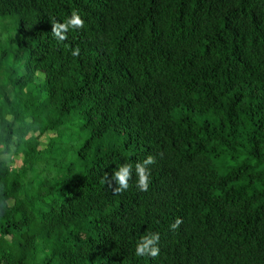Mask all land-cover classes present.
Returning a JSON list of instances; mask_svg holds the SVG:
<instances>
[{
	"label": "trees",
	"instance_id": "16d2710c",
	"mask_svg": "<svg viewBox=\"0 0 264 264\" xmlns=\"http://www.w3.org/2000/svg\"><path fill=\"white\" fill-rule=\"evenodd\" d=\"M13 14L0 153L24 163L0 157V264H264V0H0Z\"/></svg>",
	"mask_w": 264,
	"mask_h": 264
},
{
	"label": "clouds",
	"instance_id": "9594fccd",
	"mask_svg": "<svg viewBox=\"0 0 264 264\" xmlns=\"http://www.w3.org/2000/svg\"><path fill=\"white\" fill-rule=\"evenodd\" d=\"M85 21L81 18L78 11L73 10L69 18L63 23H52L51 33L53 37L58 41H65L67 39V33L70 29H83ZM80 49L76 47L72 50L71 55L79 56ZM155 158L151 155L147 156L143 162H137L135 164V171L138 177L136 187L143 192L148 191L150 184V169L149 165L154 164ZM132 164H123L118 167L112 176V180H115L117 187L113 188L114 194H121L129 188V180L132 176ZM112 180H109L107 175L104 181L111 187ZM183 221L177 218L173 224L170 225L172 230L179 228ZM160 240V234L158 232L149 233L141 236L140 240L136 244L135 254L137 257L149 256L156 258L160 254V248L158 247Z\"/></svg>",
	"mask_w": 264,
	"mask_h": 264
},
{
	"label": "rangeland",
	"instance_id": "374dc122",
	"mask_svg": "<svg viewBox=\"0 0 264 264\" xmlns=\"http://www.w3.org/2000/svg\"><path fill=\"white\" fill-rule=\"evenodd\" d=\"M19 37H20L19 16L17 14L1 16L0 17V51L2 52L4 50H11L10 51L11 53L15 51L16 41L17 39H19ZM14 54L15 53L12 54L13 59H15V57L13 56ZM19 62H21L20 58H18L16 62H11L10 65H5V66L6 67L9 66V68L14 69L15 67H18ZM39 80H42L41 76L39 77ZM53 136L54 133L52 132L40 136L41 148L46 147L47 144L50 142L51 137ZM14 144L12 146L13 149L11 153H0V157L3 160L8 161L12 167L18 168L21 167L24 162H23V156L15 153Z\"/></svg>",
	"mask_w": 264,
	"mask_h": 264
}]
</instances>
